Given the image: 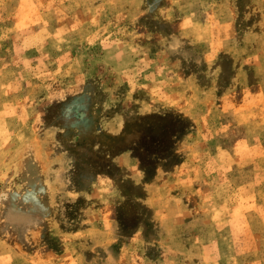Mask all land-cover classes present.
<instances>
[{
    "label": "rangeland",
    "instance_id": "374dc122",
    "mask_svg": "<svg viewBox=\"0 0 264 264\" xmlns=\"http://www.w3.org/2000/svg\"><path fill=\"white\" fill-rule=\"evenodd\" d=\"M2 4L0 264H264V0Z\"/></svg>",
    "mask_w": 264,
    "mask_h": 264
},
{
    "label": "crops",
    "instance_id": "0c3cea01",
    "mask_svg": "<svg viewBox=\"0 0 264 264\" xmlns=\"http://www.w3.org/2000/svg\"><path fill=\"white\" fill-rule=\"evenodd\" d=\"M3 2H5V0H0V6L5 4V3L2 4ZM18 21H17V23H18ZM262 74H263L262 76H259L260 78H259V81H257V83H253L250 85H247V83H246V85H247L246 89L244 92H243V90H241V93H240L241 96L240 97H238L236 94L235 96L230 98L227 91H229V89L232 87V84H231V87L226 91V95L222 94L220 96L221 106L225 105V102H226L231 107H235L232 109L233 112L240 113V110H239L240 104L239 103L242 102V100L245 102V97H246L245 94L249 93L247 99L248 100L254 99L255 100L254 103L258 104L260 111L264 110V71ZM240 75H245V76L247 75L248 76L249 72H248V70L243 69V68L237 69L233 75V85L234 86L239 85L238 78ZM254 75H255V79H257L256 74L253 73V76ZM234 100H235V102H234ZM262 113L264 116V111H262ZM229 122H230V124H233V125L237 124V120H235V121L231 120ZM249 142L250 141L248 139H245V138L242 139L241 137H238L237 140L235 141V143L233 144L232 148H230V149H223V148L219 149L218 152L216 153V155L218 158L220 157L221 159H223L225 161H226V159H228V157H232L235 160L236 165L240 161L241 162H244V161L248 162L249 161L248 164L245 166L248 167L247 170H249L251 177L247 180V182L240 184V186L243 185V187H246V188L254 187V190L256 192L257 191L256 188L260 187L263 184V182L258 183L257 181H258L259 177L264 172V165L259 163V159H258L259 155H257V153L254 149L256 144L251 145ZM253 145H254V147H253ZM263 148H264V145H263ZM218 166L221 169H224L226 167L225 165H223V163H218ZM239 166L242 167V165H239ZM239 166H236V169H239ZM245 166H243V167H245ZM232 169H234V167ZM257 195H259L258 192H257ZM256 197H259V196H256ZM255 201H257V198H255Z\"/></svg>",
    "mask_w": 264,
    "mask_h": 264
}]
</instances>
